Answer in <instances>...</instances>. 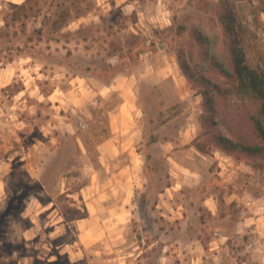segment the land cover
Segmentation results:
<instances>
[{
  "label": "rangeland",
  "instance_id": "obj_1",
  "mask_svg": "<svg viewBox=\"0 0 264 264\" xmlns=\"http://www.w3.org/2000/svg\"><path fill=\"white\" fill-rule=\"evenodd\" d=\"M100 1L24 0L4 7L0 62L31 53L35 59L43 60V55L49 63L59 61L63 76L87 68L106 75L115 74L119 68L130 74L137 66L139 52L150 50L152 55L141 54L143 61L158 68L168 66L174 59L184 75L180 56L193 79L184 75L185 85L166 80L159 87L161 91L138 85V92L140 88L149 95H161V99L168 96L172 114L177 107L186 112L171 122L168 137L173 141L172 147L162 149L153 144L140 149L143 164L131 191V215L120 233L115 232L118 238L108 246L90 248L79 264H258L252 254L257 248L256 240H264V233L257 229L258 224L264 227V157L228 154L214 145L212 137L227 135L228 126L201 125L202 96L194 82L204 75L225 86L226 80L219 78L213 57L218 61L225 59L227 16L234 20L236 38L246 53L247 63L264 71V0H164L159 18L153 15L157 8L154 3L143 0L147 18L141 21L131 10H106ZM88 12L100 13L101 19L77 20ZM53 39L59 42L53 43L57 49L47 54L43 50L45 43ZM21 84L3 87L0 105L8 107V99ZM182 93L187 96L185 107L174 102ZM242 105L235 97L220 101L219 107L229 120L227 125L231 124L230 118L244 113ZM96 115L87 123L76 117L88 160L84 161L79 152L75 156L72 139H63L66 149L61 156H55L56 166L51 174L59 178L68 174L72 178L65 184L51 180L44 183L51 195L49 199L58 206L62 226L43 223L42 229H31L30 234L35 236L29 239L25 237L26 226L34 223V215L22 213L27 199L20 194L36 191L37 195L38 188L19 161H14L7 173L10 168L4 167V160L23 142L11 130L9 138L6 125L0 128V175L6 176L2 191H7L0 195V264H75L66 249L76 233L73 221L86 211L82 201L73 200L68 194L88 182L93 171L90 163L99 174L103 173L97 165L99 152L95 145L104 135L106 119L100 112ZM187 122L198 127L195 135L205 144L206 153L188 150L175 140L178 127ZM232 125L235 127L233 121ZM243 130L246 134L248 129ZM68 152L72 158L65 155ZM66 187L70 188L61 192ZM40 198L48 199L44 194ZM43 217L44 214L42 220ZM55 220L56 216L52 221Z\"/></svg>",
  "mask_w": 264,
  "mask_h": 264
},
{
  "label": "crops",
  "instance_id": "obj_2",
  "mask_svg": "<svg viewBox=\"0 0 264 264\" xmlns=\"http://www.w3.org/2000/svg\"><path fill=\"white\" fill-rule=\"evenodd\" d=\"M146 1L154 3L157 8L153 15L159 18V10L161 11L160 7L164 5V0ZM23 2L24 0H0V25L3 23V8ZM100 4L102 7L107 6L106 10L109 8H120L128 12L131 10L138 21L147 18V7L143 0H102ZM100 17V13L94 12L81 15L77 20L97 21L101 19ZM53 43L59 42L53 39L45 43L44 52L48 54L49 51L56 50ZM145 52L152 55L153 51L139 52L137 66L130 74L123 73L119 68L111 75L87 68L84 72H73L63 76L59 61L49 63L45 61L43 55L41 56L43 60H40L32 57L31 53L0 62V96L4 97L1 91L3 87L12 86L16 82L22 83L19 89L13 91L11 99H8V107H5L6 104L0 105V128L8 127L9 138L11 130L12 134L19 135L23 142L14 153H9L3 164L5 168H10L7 171L9 173L14 161H19L20 166L31 177L30 182L36 183L39 193L35 195L36 191H28L25 195L20 194L21 198L27 199L24 200L22 213L34 215V223L26 226V239L34 237L35 234H30L31 229L40 230L43 223L49 226L54 224L62 226L58 206L49 199L51 195L44 183L51 180L65 184L72 178L68 174L60 175V178L51 174L54 173L56 166L55 156H61L64 148L66 149L63 139H72L75 156L79 152L84 161L88 160L86 142L80 135L81 129L77 125L76 117L84 118L86 122L93 115L95 118L98 117L96 114L100 112L106 119L104 135L95 145L99 152L97 165L102 167L103 173L99 174L90 163L88 166L93 171L88 175V182L79 190L68 194L73 200L82 201L86 211L84 216L73 221L76 233L69 249H66L69 258L75 264L83 261L90 248L98 245L108 246L118 238L115 232L120 233L131 215V191L143 164L140 149H146L153 144L161 146L162 149L172 147L173 141L168 137L171 133V122L186 112L177 107V112L172 114V103L167 101L168 96L161 99V95H149L140 88L138 92L140 84L159 90L166 80L176 85L186 84L185 77L180 73L174 59L168 66L154 68L140 57L141 54H146ZM176 98L174 102L178 101L180 106L185 107L187 96L182 93ZM155 99H158L157 104L154 103ZM1 106L6 108L8 113ZM5 113H7L5 118L1 117ZM186 119L189 117L186 116ZM151 123L152 128L149 127ZM182 126L178 127L175 140L188 150L197 152L191 143L196 138L198 127L196 128L194 123L191 127L188 122ZM70 154L72 153H65L66 156ZM4 177L6 176L0 175V195L7 193L2 191ZM69 188L66 187L61 192ZM42 194L48 199L42 200L40 198ZM55 216L56 220L53 222ZM50 217L52 219L48 220ZM46 220L48 222L45 223ZM259 226L258 224V231L264 233V227ZM256 242L257 248L252 254V259L258 264H264V240L260 238ZM21 259L25 260V257L22 256Z\"/></svg>",
  "mask_w": 264,
  "mask_h": 264
},
{
  "label": "trees",
  "instance_id": "obj_3",
  "mask_svg": "<svg viewBox=\"0 0 264 264\" xmlns=\"http://www.w3.org/2000/svg\"><path fill=\"white\" fill-rule=\"evenodd\" d=\"M226 18H229L227 22L221 18L225 24L224 33L228 38L226 56L223 61L213 57L219 78H224L226 83L223 86L204 75L195 80L194 85L202 96L203 112L200 122L201 125L213 127L219 123L228 126L227 135L219 133L212 137L214 145L228 154L243 153L264 157V71L247 63L246 53L236 38L238 34L234 31V20L228 16ZM180 58L179 56L181 71L189 80L193 79V74ZM227 97L240 100L245 110L242 114H236L235 118H230V125H227L229 120L219 107L220 101ZM244 127L248 129L246 134L243 132ZM191 144L201 153L208 150L197 138Z\"/></svg>",
  "mask_w": 264,
  "mask_h": 264
},
{
  "label": "built area",
  "instance_id": "obj_4",
  "mask_svg": "<svg viewBox=\"0 0 264 264\" xmlns=\"http://www.w3.org/2000/svg\"><path fill=\"white\" fill-rule=\"evenodd\" d=\"M19 141V140H18Z\"/></svg>",
  "mask_w": 264,
  "mask_h": 264
}]
</instances>
